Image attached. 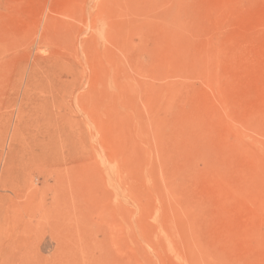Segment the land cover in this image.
Segmentation results:
<instances>
[{
  "label": "rangeland",
  "instance_id": "374dc122",
  "mask_svg": "<svg viewBox=\"0 0 264 264\" xmlns=\"http://www.w3.org/2000/svg\"><path fill=\"white\" fill-rule=\"evenodd\" d=\"M0 264H264V0H0Z\"/></svg>",
  "mask_w": 264,
  "mask_h": 264
}]
</instances>
